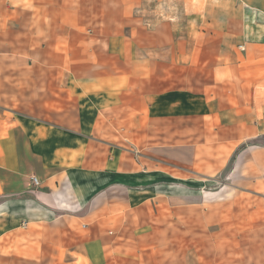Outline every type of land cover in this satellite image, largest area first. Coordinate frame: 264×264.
<instances>
[{"label": "crops", "instance_id": "crops-1", "mask_svg": "<svg viewBox=\"0 0 264 264\" xmlns=\"http://www.w3.org/2000/svg\"><path fill=\"white\" fill-rule=\"evenodd\" d=\"M112 114L131 117L98 129ZM164 128L196 132L168 147L196 153L207 181L242 146L232 175L264 151V0H0V264L107 259L92 226L102 186L134 179L138 205L186 195L191 179L178 188L95 139Z\"/></svg>", "mask_w": 264, "mask_h": 264}, {"label": "rangeland", "instance_id": "rangeland-1", "mask_svg": "<svg viewBox=\"0 0 264 264\" xmlns=\"http://www.w3.org/2000/svg\"><path fill=\"white\" fill-rule=\"evenodd\" d=\"M20 107L22 104L13 102L12 111L24 113ZM130 117L99 116L98 129L105 118H111L115 124ZM36 118L53 124L69 119L67 115ZM194 134L196 132H188L185 136L184 131H168L167 128L140 136L136 131L128 133L127 130L108 131L103 135L96 132L95 139L100 143L133 151L140 157V168L175 177L178 188L184 185L181 179L189 178L193 183L187 186L183 197L165 195L141 205L134 193L137 184L134 179L133 182L131 178L121 180L116 187H100L95 201L99 206L92 213V226L100 229L107 259H92L91 263L80 256L75 264H264V195L261 192L264 191V151L243 155L245 162L232 175L240 152L245 149V145L242 146L226 169L207 181L195 170L194 162H199V159L194 161L196 153L192 154L191 149L168 147L172 142L195 139ZM143 141L146 147H152V142L159 147L136 152L142 149ZM113 152L118 151L113 149ZM214 155L207 151L208 162L216 158ZM257 174L258 184L257 181L254 184ZM166 180L162 179L160 184L167 183ZM141 183H138L139 188L150 182ZM150 190H153L150 186L144 189L145 192ZM110 240H113L112 249L107 243ZM82 255H87L85 250ZM70 262L66 260L65 264Z\"/></svg>", "mask_w": 264, "mask_h": 264}, {"label": "built area", "instance_id": "built-area-1", "mask_svg": "<svg viewBox=\"0 0 264 264\" xmlns=\"http://www.w3.org/2000/svg\"><path fill=\"white\" fill-rule=\"evenodd\" d=\"M32 181H33V184H34V185H38V182H37V179H36V178L33 177V178H32Z\"/></svg>", "mask_w": 264, "mask_h": 264}]
</instances>
